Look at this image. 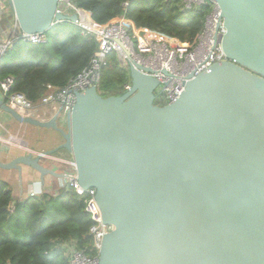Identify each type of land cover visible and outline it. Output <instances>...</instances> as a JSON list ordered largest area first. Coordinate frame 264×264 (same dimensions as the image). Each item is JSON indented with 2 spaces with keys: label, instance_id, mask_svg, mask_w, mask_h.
<instances>
[{
  "label": "water",
  "instance_id": "95a60500",
  "mask_svg": "<svg viewBox=\"0 0 264 264\" xmlns=\"http://www.w3.org/2000/svg\"><path fill=\"white\" fill-rule=\"evenodd\" d=\"M57 1L7 0L17 32L75 23ZM212 1L226 60L190 76L170 104L155 103L158 81L136 66L122 94L74 92L66 129L57 113L38 120L0 98L12 124L57 134L37 136L42 152L7 148L0 168L16 170L20 183L30 168L44 184L65 175L43 161L69 153L78 185L95 189L112 226L98 264H264V0Z\"/></svg>",
  "mask_w": 264,
  "mask_h": 264
},
{
  "label": "trees",
  "instance_id": "16d2710c",
  "mask_svg": "<svg viewBox=\"0 0 264 264\" xmlns=\"http://www.w3.org/2000/svg\"><path fill=\"white\" fill-rule=\"evenodd\" d=\"M71 1L98 23H112L123 16L130 32L136 30L141 37L154 32L169 44L185 48L196 41L208 10L207 6L185 8L183 0ZM64 23L68 27L57 29ZM47 35V42L38 45L11 36L13 46L0 58V80L12 76V90L34 104L45 95L47 84L67 85L100 49L96 38L82 36L74 22L58 23ZM126 80L115 52L109 53L100 69L98 92L109 96L102 94L101 87L123 85ZM85 202L86 196L70 187L14 201L8 183L0 179V264H69L71 245L87 256L95 255Z\"/></svg>",
  "mask_w": 264,
  "mask_h": 264
},
{
  "label": "built area",
  "instance_id": "2783aa9c",
  "mask_svg": "<svg viewBox=\"0 0 264 264\" xmlns=\"http://www.w3.org/2000/svg\"><path fill=\"white\" fill-rule=\"evenodd\" d=\"M127 5L128 2L123 3V6ZM183 5L188 9L199 6L208 7L203 27L190 48L169 44L167 40L154 32H147L145 37L141 38L138 31H129L127 20L123 16L112 23H98L91 19L89 12L75 6L71 0H58L57 11L66 15L76 14L77 21L74 24L78 27L79 33L82 36H94L100 43V49L92 56L89 65L71 78L67 85L57 87L47 84L46 93L38 104L32 103L24 94L12 90L14 83L12 76H6L0 80V98L23 116L47 120L57 113V118L65 123L74 105V92L84 91L91 86L98 89L100 69L105 64L107 55L115 52L117 61L127 73V80L123 83L124 91L130 88L129 66H136L140 72L158 81L155 88L156 98H160L163 104L174 102L182 93L190 76L205 71L212 63L226 60L221 48L225 27L218 5L212 0H183ZM71 7H73L72 12ZM47 33H18L16 36L25 43L38 45L47 42ZM12 46L11 36L0 42V58ZM52 102L59 105L55 113L51 112L50 115L45 112L38 113L40 106ZM68 166L70 170L63 172L65 187L72 188L78 195L86 196L84 211L91 221L88 230L96 250L95 255L87 256L71 245L68 250L69 264H98L97 253L100 242L112 226L102 221L101 212L95 200V189H84L79 186L73 161H70ZM10 210L13 211L14 207L11 206Z\"/></svg>",
  "mask_w": 264,
  "mask_h": 264
},
{
  "label": "crops",
  "instance_id": "0c3cea01",
  "mask_svg": "<svg viewBox=\"0 0 264 264\" xmlns=\"http://www.w3.org/2000/svg\"><path fill=\"white\" fill-rule=\"evenodd\" d=\"M16 35H18L17 28H15V23L7 4V0H0V42L5 41L10 36ZM7 120L9 122V116L1 111L0 159H10L9 156L2 157L5 154L3 153L4 150L6 151L7 148H12L14 150L13 153H18L20 150L26 151V148H31L34 152H42L44 148L37 146L38 139L37 136H33L35 134L34 130H26L24 127L25 125L16 122H13V124L11 122L6 123ZM61 157L63 158L62 162H48L49 164L47 163V166L54 168L57 172L63 173L65 171H69L70 167L68 164L72 161L71 155L64 152ZM5 171L7 172L1 174L0 179L8 183L12 190L14 201L21 200L22 198H26L31 195H40L42 193L55 194L60 189L65 187L64 178L48 176L45 178V183H41L38 173L27 167H23L22 169V182L19 187L17 171L12 169ZM55 182L57 183L56 188L53 187Z\"/></svg>",
  "mask_w": 264,
  "mask_h": 264
},
{
  "label": "rangeland",
  "instance_id": "374dc122",
  "mask_svg": "<svg viewBox=\"0 0 264 264\" xmlns=\"http://www.w3.org/2000/svg\"><path fill=\"white\" fill-rule=\"evenodd\" d=\"M70 11L71 12L73 11V7L70 8ZM66 27H68V23H64V24L58 26L57 29L60 30L62 28H66ZM101 92H102L103 95H119V94H122L124 92V89H123V85L120 84V85L114 86L112 88H110L109 86L108 87H101ZM155 101L158 102L159 104H163V101L160 98H156ZM58 108H59V105L57 103H55V102H52V103H48L46 105L40 106L38 108V113L42 114L43 112H45L47 115H50L51 112L55 113V110H57ZM57 123H58V125H60V126H62V127H64L66 129V124L64 122L60 121L59 118L57 119ZM24 127H25L26 130H31V129L34 130V132H35V134L33 135L34 137L35 136H39V135H41V136H43V135H52V138L57 137V134L55 133V131L51 130V129H36V128H32L30 126H24ZM43 143L44 142L42 140H38L37 141V146L38 147L47 148L46 145H44ZM43 163L45 165H47L48 161L44 160ZM0 172H1L0 173V175H1V174H4L7 171H5V169L0 168ZM18 183H19V187H20L21 183H20L19 179H18ZM53 187L54 188L57 187V183L56 182L54 183Z\"/></svg>",
  "mask_w": 264,
  "mask_h": 264
},
{
  "label": "flooded vegetation",
  "instance_id": "af4514ba",
  "mask_svg": "<svg viewBox=\"0 0 264 264\" xmlns=\"http://www.w3.org/2000/svg\"><path fill=\"white\" fill-rule=\"evenodd\" d=\"M97 91H98V89H97ZM124 92H125V91H124ZM155 100H156V99H155ZM155 103L158 104V105H166V104H159V103L156 102V101H155ZM57 119H58V118H57Z\"/></svg>",
  "mask_w": 264,
  "mask_h": 264
}]
</instances>
